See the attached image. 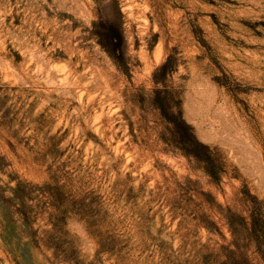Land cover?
<instances>
[{
  "label": "rangeland",
  "instance_id": "obj_1",
  "mask_svg": "<svg viewBox=\"0 0 264 264\" xmlns=\"http://www.w3.org/2000/svg\"><path fill=\"white\" fill-rule=\"evenodd\" d=\"M0 264H264V0H0Z\"/></svg>",
  "mask_w": 264,
  "mask_h": 264
},
{
  "label": "trees",
  "instance_id": "obj_2",
  "mask_svg": "<svg viewBox=\"0 0 264 264\" xmlns=\"http://www.w3.org/2000/svg\"><path fill=\"white\" fill-rule=\"evenodd\" d=\"M164 114H166L165 112H164ZM166 116H167V114H166ZM190 136H191V142L192 143H195V144H197V145H199V146H205L204 144H202L201 142H199V141H196V139H193L192 137V135L190 134ZM192 152L193 153H195L196 155H199V153H197V151H195V149H192Z\"/></svg>",
  "mask_w": 264,
  "mask_h": 264
}]
</instances>
